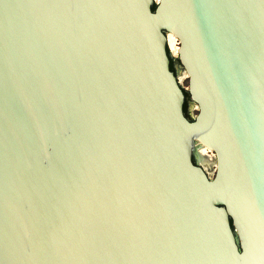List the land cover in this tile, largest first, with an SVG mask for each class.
<instances>
[{
  "label": "water",
  "instance_id": "1",
  "mask_svg": "<svg viewBox=\"0 0 264 264\" xmlns=\"http://www.w3.org/2000/svg\"><path fill=\"white\" fill-rule=\"evenodd\" d=\"M0 264H264V0H0Z\"/></svg>",
  "mask_w": 264,
  "mask_h": 264
},
{
  "label": "flooded vegetation",
  "instance_id": "2",
  "mask_svg": "<svg viewBox=\"0 0 264 264\" xmlns=\"http://www.w3.org/2000/svg\"><path fill=\"white\" fill-rule=\"evenodd\" d=\"M169 50H170V54H171V56L175 59V61H176V63H175V65L176 64H179V57H178V54H177V52H176V50L174 49V48H169ZM179 60V61H178ZM180 69L181 70H177V74H178V78H179V80H180V83L183 85V83H182V81H181V79H182V77L183 78H185L186 77V73H185V70L183 69V66L180 64ZM182 73V74H181ZM182 76V77H181ZM188 79V78H187ZM184 86V85H183ZM185 87V86H184ZM186 88V87H185ZM186 102H187V104H188V109H187V114H188V116H191V114H193V112H192V110L194 111V110H197V107H196V104H194V106H193V108L191 109V106H190V102H191V98H190V96H186Z\"/></svg>",
  "mask_w": 264,
  "mask_h": 264
},
{
  "label": "trees",
  "instance_id": "3",
  "mask_svg": "<svg viewBox=\"0 0 264 264\" xmlns=\"http://www.w3.org/2000/svg\"><path fill=\"white\" fill-rule=\"evenodd\" d=\"M155 8H156V4H154V5L152 6V9H153V10H155ZM168 52H169V54H170V50H169V48H168ZM178 61H179V60H178ZM175 63H176L175 59H174V58L171 56V54H170V67H171V69L174 70V71H176V69H175ZM186 96H190V95L186 92ZM187 109H188V104H187V102H185V103H184V111H185L186 115L188 116V114H187Z\"/></svg>",
  "mask_w": 264,
  "mask_h": 264
},
{
  "label": "bare ground",
  "instance_id": "4",
  "mask_svg": "<svg viewBox=\"0 0 264 264\" xmlns=\"http://www.w3.org/2000/svg\"><path fill=\"white\" fill-rule=\"evenodd\" d=\"M200 153L202 154L203 163H206V167L210 168L212 164H211V161H209V160H212V158H211L212 155L210 153H208L207 150H202Z\"/></svg>",
  "mask_w": 264,
  "mask_h": 264
},
{
  "label": "rangeland",
  "instance_id": "5",
  "mask_svg": "<svg viewBox=\"0 0 264 264\" xmlns=\"http://www.w3.org/2000/svg\"><path fill=\"white\" fill-rule=\"evenodd\" d=\"M178 42L177 43H175V47H177L178 46ZM182 77V76H181ZM181 81H182V83H183V85L185 86V87H188V79H187V77H185V78H183L182 77V79H181ZM192 112H193V114H196L197 113V110H192Z\"/></svg>",
  "mask_w": 264,
  "mask_h": 264
},
{
  "label": "built area",
  "instance_id": "6",
  "mask_svg": "<svg viewBox=\"0 0 264 264\" xmlns=\"http://www.w3.org/2000/svg\"><path fill=\"white\" fill-rule=\"evenodd\" d=\"M177 48V47H176Z\"/></svg>",
  "mask_w": 264,
  "mask_h": 264
}]
</instances>
